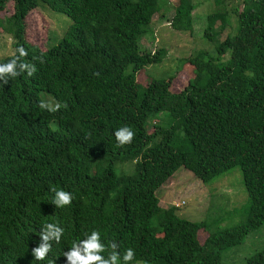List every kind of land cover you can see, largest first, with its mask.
Returning a JSON list of instances; mask_svg holds the SVG:
<instances>
[{"label": "trees", "instance_id": "16d2710c", "mask_svg": "<svg viewBox=\"0 0 264 264\" xmlns=\"http://www.w3.org/2000/svg\"><path fill=\"white\" fill-rule=\"evenodd\" d=\"M8 1L0 0V12ZM12 1L0 33L13 52L0 64L22 46V61L36 71L0 80V255L39 264L31 247L45 225L56 224L64 233L52 241L53 255L97 230L101 255L116 242L121 264L129 248V264H224L223 252L264 224V0L231 8L213 0L203 36L215 51L180 62L192 76L177 92L173 75L139 86V71L166 55L141 41L154 40V15L170 11V28L191 33L193 0ZM41 7L72 20L45 50L25 34L27 14ZM231 14L236 32L220 40ZM41 92L61 107L41 108ZM125 126L135 136L120 145L115 132ZM235 166L247 192L241 222L209 231L205 221L159 205V188L179 168L206 184ZM53 188L71 193V204L57 207ZM201 229L208 233L199 236ZM245 263L264 264V248Z\"/></svg>", "mask_w": 264, "mask_h": 264}, {"label": "rangeland", "instance_id": "374dc122", "mask_svg": "<svg viewBox=\"0 0 264 264\" xmlns=\"http://www.w3.org/2000/svg\"><path fill=\"white\" fill-rule=\"evenodd\" d=\"M173 1V0H170ZM196 7L193 11L194 28L191 33L174 31L170 28L168 19L173 12L166 14L165 19L154 15L152 22L153 37L151 42L143 39L142 45L154 52L159 48L166 50V55L160 63L144 67L137 74L139 86L147 85L153 79L174 76L171 90L179 91L184 87L192 73L180 62L200 49L214 53V43L205 38L206 16L213 11V0H193ZM242 0H227L228 8L240 6ZM13 12V1L9 0L0 15L8 16ZM229 24L217 35L223 39L227 34L236 32L234 16H229ZM26 39L31 44L45 50L56 45L72 25L71 18L64 14L46 9V7L31 10L26 18ZM12 39L0 33V58L12 54ZM182 66V67H181ZM41 99L50 105L54 101L50 95L41 92ZM163 116V114H160ZM161 119V117H159ZM151 125L149 124V129ZM118 169V168H117ZM159 205L163 208L176 206L177 215L190 221H205L209 231L216 227H228L243 220L238 210L247 202V192L244 188L240 169L235 166L224 175L202 183L194 174L181 167L167 179L158 190ZM208 231L199 230L203 236ZM264 248V224L247 235L242 244L231 247L223 252L224 264H246L245 259Z\"/></svg>", "mask_w": 264, "mask_h": 264}, {"label": "clouds", "instance_id": "9594fccd", "mask_svg": "<svg viewBox=\"0 0 264 264\" xmlns=\"http://www.w3.org/2000/svg\"><path fill=\"white\" fill-rule=\"evenodd\" d=\"M19 56H15L8 63L0 64V80L6 84L8 82L7 77H16L23 72H27L29 76H32L36 69L33 64L25 63L22 61V57L27 55V51L22 47L17 48ZM41 108H47L49 111L58 110L61 105L57 103L54 107L48 103L41 102ZM115 136L118 144L123 145L125 143H131L135 133L128 127H121L115 132ZM55 192V198L53 203L57 207H63L69 205L72 202V195L69 192L63 190L52 189ZM64 233V229L56 224H47L41 231V239H36L31 247V253H33L35 259L39 264H121L120 254L117 251L118 244L111 242L109 247L111 252L108 257L105 258L101 255L106 251V247L100 241V233L97 230H93L87 239L79 242H74L73 246L67 252H62L59 255H53L52 241L60 242L61 236ZM28 246V244H26ZM0 264H21L22 259L13 257V254L7 251H1ZM64 255V256H63ZM134 250L129 248L123 255V264H129L134 259Z\"/></svg>", "mask_w": 264, "mask_h": 264}]
</instances>
